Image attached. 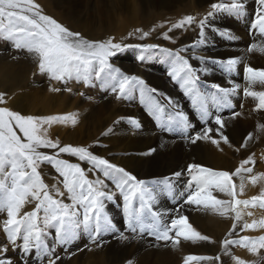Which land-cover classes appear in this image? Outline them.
Returning <instances> with one entry per match:
<instances>
[{"label": "snow or ice", "instance_id": "1", "mask_svg": "<svg viewBox=\"0 0 264 264\" xmlns=\"http://www.w3.org/2000/svg\"><path fill=\"white\" fill-rule=\"evenodd\" d=\"M256 4L259 7L254 23L264 34V0H256ZM245 6V0L212 3L204 18L197 21L195 16L186 15L173 23L169 32L198 23L201 39L195 43H203L208 18L220 11L239 14L244 12ZM135 31L141 32L142 30L138 28ZM224 34L227 35V31ZM131 35L133 33L130 32L129 36ZM149 35L150 32H143L140 38L144 39ZM162 35L164 39H171L168 32ZM0 40L11 42L17 50H25L36 61L38 71L41 74H47L50 80L62 82L75 80L88 85L94 77L100 80L104 87L110 88L112 94L118 99L130 96L138 86H144L145 83L140 77L125 75L109 62L111 57L125 48L132 47L131 45L114 42L112 37L106 40H89L81 33L71 31L53 17L44 14L41 5L36 3V0H0ZM134 47L148 50L156 49L159 45L138 44ZM162 51L175 57L169 69V76L179 82L185 95L191 97L193 107H196L202 116H207L209 102L217 108L221 104L230 103L228 96L230 93H235L239 85L234 84L231 88H223L218 84H212L211 87L223 93V96H205L198 88L200 81L198 72H207L208 69L194 68L186 57L180 55L185 51L184 47L175 52L168 48ZM247 51L264 54V45L251 44ZM137 59L143 60L144 57L141 55ZM216 63L231 72L241 63V59L229 58L216 61ZM244 73L247 83V87L243 89L244 95L258 101L257 109H264V91L254 90L256 84L264 85V69L253 68L245 64ZM61 90L49 86V91L60 92ZM63 91L71 92L72 90L64 88ZM156 91V89H150L146 92L145 88L141 87L142 102L148 106L149 114L156 118L158 127L161 129L172 131L173 128L179 127L182 129L184 138L189 139L187 129L190 125L185 113L178 110L176 102L171 97H165L168 105L174 110V115L167 114L166 116L164 106L150 95ZM3 103H5V94L0 93V104ZM240 115L239 112H233V118ZM77 122L78 118L74 113L48 116L23 115L8 107L0 106V213H6V219L0 222V227L14 249L19 247L25 255L35 249L41 256L50 257L47 264H57L61 257L53 256L55 246L50 247L47 243L51 230L54 229L56 245L70 243L81 230L89 233L92 242H95L102 232H115L116 226L105 211V203L112 201L116 192L109 189L105 182L106 179L112 181L115 189L123 198L127 230L132 233V236H128L120 232L121 241L142 238V234L147 232L157 241H171L173 248L180 243V238L192 242H211L209 236L202 235L192 227L186 216L179 214L180 209H177L178 214L172 218L171 225L165 226L161 231L162 214L153 211L156 195L146 186L147 181L137 179L123 167L94 154L89 146L61 145L58 139L49 138L48 129L44 127L55 123H71L75 126ZM132 122L139 127L135 120ZM214 123L220 126L215 129L216 133L220 135V139L225 144H228V137L222 133L225 124L220 115L215 117ZM258 129L264 131V124H258ZM212 132V128L204 127L191 137V142L211 141L213 145L219 147V141L210 135ZM251 136L252 134L249 133L245 137V142ZM240 147H245V144ZM41 149H51L52 152ZM152 151L154 149H150L145 155ZM62 155L76 157L78 161L87 163L89 167L86 170L81 163L70 162L68 159H63ZM45 163L55 170L59 178H62L51 186L45 183L39 170L40 166ZM255 163L253 156L250 155L231 172L207 168L198 163H190L187 166L190 180L185 204L202 207L205 211L210 210L224 217L230 215L232 218V228L229 229L227 235L235 234L236 238L223 239L220 242L222 249H226L229 245H238L246 248L253 255L264 249V235L252 237L234 232L238 226L240 232L257 229L264 232V216L252 219L251 222H244L242 226L239 223L242 219L241 206L248 207L258 204L264 208V187L256 196L239 199L238 194H243L245 183L243 179L239 185L234 182V177L241 176L242 172L250 174L253 169L246 166ZM89 172L102 173L104 178L97 175L95 179H91ZM182 174V172H175L173 175L180 177ZM262 180H264V172L248 176V181L253 186ZM168 181L169 178L165 177L162 183L170 190L171 185ZM57 184H61L62 189ZM214 193H222L229 199H220ZM65 199L70 202H65ZM137 200L139 207L134 206V201ZM32 203L34 207L31 211H23L26 204ZM149 215L152 222L145 223ZM138 229L139 236L137 235ZM173 230L175 235L170 236L169 233ZM18 240L21 241L19 245ZM102 243L97 247H100ZM7 251L6 245L0 246V264H12V261L6 257ZM225 254L231 255L228 252ZM213 259L218 261L220 256L213 258L188 255L184 257V264ZM231 259L234 264H257L256 261H248L235 255H231ZM127 264H132V262L128 261Z\"/></svg>", "mask_w": 264, "mask_h": 264}, {"label": "rangeland", "instance_id": "2", "mask_svg": "<svg viewBox=\"0 0 264 264\" xmlns=\"http://www.w3.org/2000/svg\"><path fill=\"white\" fill-rule=\"evenodd\" d=\"M40 1L43 0H39L38 4L41 5L44 14L53 17L58 22L69 28L71 31L81 33L83 37L89 40H106L107 38L112 37L114 39V42L131 45L132 47L125 48L123 51L118 52L115 56L111 57L109 62L113 66L118 67L121 70V72L124 73L125 75L140 77L145 82L144 86H138L130 96H126L118 99L114 94H112L110 88L104 87L102 85V82L94 77L92 78L91 82L88 85H85L83 82H77L75 80H69L67 82L50 80L47 74H41L38 71L36 61H34V59L25 50H17L12 46L11 42L0 40V93L5 94V103L0 104V106L8 107L9 109L20 112L23 115L31 114V115L48 116V115H63L67 113H74V114L77 113L76 116L78 118V122L75 126H73L71 123L68 124L55 123L51 126L45 125L44 127L48 129L49 138L53 140L58 139L61 145L71 144L74 146L77 145L89 146L90 150L94 154L104 157L105 159L109 160L113 164L118 165L119 167H124L126 171H129L131 173V170H129L131 167L128 156L129 152L127 146H125L126 142H124V138L126 137L125 134H127V132L123 134L124 130H120L117 128L120 134L118 133V135L114 136V132L116 131V129L114 130V125L112 124L114 123V120H110V119L108 120V117L110 116V114H108L109 111H114V103H121L122 101H126L127 99L131 100V102L133 103L131 105L137 106L138 109H140V112L142 111V113L150 120V122H152V124L155 127V130L157 132H160V136L157 140L158 142L156 141L154 145L155 152L152 151L150 153L152 154L150 155V158L147 161H143V162L137 160L134 164L131 165H135L136 168H139L137 170L138 177L141 178V180L147 181L148 186L147 185L146 186L149 189H151L153 192L155 191L154 194L156 195V203L153 205L154 206L153 211L160 212L161 214L163 213L161 215V217L163 216L161 218V231H163L162 228L164 227L163 226L164 224H168V226H170L171 224L170 220H172V218L177 216L178 214L177 209H180L179 214L186 216L193 228L199 231L202 235H206L211 238V242L190 241L188 244L190 243L193 244L191 248L197 245L196 247L200 250V253L188 248L187 249L188 254L192 256H200V257L212 256L213 258L216 257L217 255L220 256V260L218 261L215 259H213V262L212 260H199L200 262L192 261L190 264H196V263L197 264H204V263L234 264L233 260L231 259V255H236L235 254L236 250L240 246L237 245L236 247V245H234L233 247V245H231L230 247L231 255L227 256L225 255L226 250L222 249L221 245H219L217 241L219 240L221 242L226 237L228 239L236 238L235 234L231 236L227 235L229 233V229L232 228L233 221L232 218H230L231 216L230 215L227 217L220 216L219 214H215L210 210L205 211L202 207H198L195 205H189L187 209L186 205L188 204L181 202V201L185 202L188 195V181L190 180V177L187 174V167L185 169H182L181 171L178 168H176V172L183 173V175H181L180 177H175V176L169 177L165 175L166 172L165 168H167L166 155L168 156L169 154H173V153L175 154L177 152L178 153L181 152L180 154H182L183 152L184 155L183 154L182 155L186 159V162L188 161L187 166L190 163H198L204 167L218 170V168H214L207 163L209 162L210 156L212 155V151H210L208 145L205 144V140L204 141L199 140L196 143H192L191 137L197 134L198 132H200L204 127H210L213 129V132L210 133V135L213 136V138L214 136H217L215 135L217 134L215 129L220 127L219 125H216L214 123L215 117L217 115H220L221 118L224 120L225 126L222 129V133L226 132L227 134H232L233 136L235 135L239 136L240 134L236 133L234 135L233 132H230L228 129L229 126H226V121L229 119H235V120L241 119L243 117L242 116L243 111H245L244 115H248L250 120L248 121L249 123H245L247 125H251L250 122L259 123L262 120L263 118L262 111L261 109L256 108V104L258 103V101L252 97H246L243 92V89L247 87L245 73H244V65L247 64V61L250 59V57L247 56L248 59L246 61H242L241 59V63H239L235 67V69H233L231 72L226 71L221 64L216 63V61H224L229 58H237V57L242 58V54L240 55L235 53L234 55L235 57H234L232 55L227 56L228 54L226 53L227 50L225 49V47L230 46V44L234 41V39L241 38L240 36L241 33L239 31H235L232 21H234L235 25L239 26L245 31L243 38L239 41V43H242L243 46L241 45V47L235 48L236 50H240V51L247 50L248 47L250 46V42L253 43L255 42V40L264 39V34L260 32L259 26L254 23L257 19V15H258L257 8L259 7L256 4V0H248L247 2H245L246 7L244 12L242 13L238 14L235 12L230 13V12L220 11L217 12L213 17L208 18V20L206 21V27L204 30V37H203V42L207 41V43H204L206 47H210L208 49L209 52L207 53L208 55L209 54L210 55L209 56L207 55V57L203 56L202 50L199 49L195 50L196 47L201 48L200 47L201 43H195L196 41L201 39L198 23L197 24L195 23L196 25H192L194 28L191 26L192 30H195V34L193 36H187L188 33H185V31H183L184 27L179 29H174L169 32V28L173 23L182 19L184 16L189 15L186 11L187 9H185L186 7L184 8V5L180 4L178 5L177 8H171V9L168 8L169 9L168 12H164L161 14L154 13L155 11L154 8L157 7V4L158 5L164 4L165 6H167L170 0L169 1L168 0H137L136 8H132L130 0H49V1L45 0L43 1L44 3ZM195 1L196 3L199 1V4H203L202 6H204L206 9L208 8L209 5L207 4V2H209L208 0H195ZM221 2L230 3L226 0H216L215 3H221ZM251 3H252L251 9L247 8L249 7V5H251ZM210 4L212 3L210 2ZM197 8L198 10L201 9L199 6ZM132 9L135 12L134 11L131 12ZM193 9L196 10V7L194 6ZM246 9H248L249 11H247ZM209 10L210 8H208L206 12H203V14H200L199 17L197 18V21L204 18ZM115 18L117 20H114ZM123 19L127 20L126 22H129L130 19H132L133 21L137 20L136 22L138 23L145 22L143 32H150V35L145 37L144 39H141L140 37L143 34L142 32L139 34L138 37H133L135 38L134 40L132 41L129 40L128 42H125V40L123 39L122 40L121 39L119 40V38L116 39L117 37H114L112 24L113 23L118 24L120 23V21H123ZM107 22L109 23L107 24ZM121 24L124 23L121 22ZM188 28H186L185 30H187ZM174 31H176V33H174ZM225 31H227V35L224 34ZM165 32H168V35L172 37L171 38L172 44L174 43H179V44L166 45L165 43H163L164 38L162 34ZM158 36L162 40L160 41L158 40L159 42H156L153 38H156ZM177 36L178 38H176ZM193 37H195V39H191L190 41H187L189 38H193ZM138 44H156L159 45V47L156 49L141 50L134 47L135 45ZM182 47L185 48L186 52L183 51L180 53V55L186 57L189 60V63L194 68L198 70L201 68L208 69L207 72H202V71H200L201 73L198 72V75L200 76L198 88L205 96H209V95H217L220 97L223 96V93H219L217 89L211 87L212 84H218L223 88H231L233 87L234 84L239 85V88H237L235 93L229 94L228 101H230V103L221 104V106L217 108V106L209 102L207 107V116H202L201 112L196 107H193L191 97L185 95L184 91L180 87L179 82L174 81L169 76V69L172 65V60L175 59V57L169 56L168 53L162 51V49L168 48V49H172L173 52H175V50L180 49ZM189 49L195 50V53L200 54L202 58L205 57L206 59L205 60L199 59V61L193 60V58L190 56L191 51ZM235 49L233 50V48H230L229 52L234 53ZM149 54L150 57L149 58L147 57L148 58V59L146 58L147 60L145 59L146 65H141L143 67H146L142 69L143 72L145 73H143L142 70L140 73L139 70L137 69L139 66L135 68V66L131 65V63L129 62V59H133L135 60V62L140 63L142 60L137 59V57L141 55H143V57H146ZM202 64H207V66H204ZM125 67H127L128 69L127 68L125 69ZM136 69L138 71H136ZM137 72L139 75L137 74ZM154 75L159 76L160 82L151 81V79H153L151 76ZM223 78L225 80H223ZM152 83H154V85L156 86L152 85ZM50 85L53 88H60L62 90L60 92L49 91ZM141 87H144L146 92L147 90L150 89L157 90L156 93H150V95L153 97L154 100H157L161 105L164 106L166 116L167 114L174 115V110L168 105L165 97H171L176 102L178 110L185 112L186 116L194 115L193 118L198 121L197 123H199V126L196 127L197 129L191 126L187 129V134L189 139L186 140L184 138L182 129L179 127L173 128L172 131H165L160 127H158V121L154 116L149 114L148 106L142 102ZM64 88H70L72 91L71 92L63 91ZM255 90L261 91L259 90V88ZM262 91H264V88H262ZM81 93H83V95H81ZM239 93L242 96L241 98ZM238 101H240V104H237ZM76 105L79 106L76 107ZM243 107H245V110ZM75 109L76 110L80 109L81 112L79 110L76 112ZM262 110L264 111V109ZM233 112H239L241 113V115L239 117L233 118ZM119 118H121L122 121L125 122L126 126L129 125L131 130L135 132L139 131V127H136V125L132 122V120L128 116L120 115L118 119ZM79 121L80 123L81 122L82 123L80 124ZM104 125L105 126L107 125V127H105ZM254 128L255 127L252 128V131L251 129L247 128L241 130V132L245 133L247 131L251 133L252 136H254L257 131L255 130L256 128L255 129ZM94 131L95 133L93 134ZM98 132H100V134ZM142 137H145V134H140V138ZM162 139L164 140V142ZM253 141L254 143H257L258 137H253ZM173 142L174 145H172ZM258 143H261V145H256L252 149L250 154L246 156L245 155L242 156L240 151L229 152V154H225L221 152L219 154V157H222L223 159L231 158L236 161L234 169L231 170V168L225 167V168H219V170H226L230 172L234 171L235 168L240 166L241 161L247 159L248 156L250 155L253 156L254 160L256 161L254 165L246 166V167H254V170L250 174L242 173L241 176L234 177V182L237 185L241 183L240 179H243V181H245V186L247 185V183H249L247 186L250 185L251 188L250 190L251 195L243 198L238 197L239 199H249L252 196H256L260 193L261 188L264 187V180L259 181L254 186V188L252 184L248 181L249 175H256L258 173L264 172V142L258 141ZM177 146L178 148H176ZM41 150L49 153L52 152L51 149H41ZM260 150H262V152H260ZM158 156L159 158L160 157L161 158L159 159ZM234 156H238L237 158L238 160H236ZM62 158L68 159L70 160V162L73 163H81V166L84 167L86 170L89 167L87 163L78 161L76 157L62 155ZM162 158H164V160ZM122 159L125 162V166H124V162H122ZM139 163L142 165H140ZM143 163L144 164L146 163L145 164L146 166ZM39 170L42 174V178L44 179L45 183L48 184L49 186L56 184L58 179H62L59 178L55 170L46 163L42 164ZM88 175L89 178L91 179H95L97 175H99L100 178H104L102 176V173L99 172L96 173L89 172ZM165 177L169 178L168 183H170V185L173 186V188L171 186L170 190H168L167 186L164 183H162ZM237 180L240 181V183H238ZM105 182L108 184L109 189L116 192L115 198L112 201H106L105 203V211L108 214L109 218L112 220L113 224L116 226V231L102 232L99 235V238L95 242H92L89 233L81 230L77 233L75 238L70 243L66 245H56L54 239L55 236L54 229L51 230V234L47 237V243L50 247L55 246V251L53 253V256L59 255L58 257H61V259L57 261V264H127V262L130 260V248L132 244L131 242H133L134 240L130 239L126 241H121L119 239L120 232H124L125 235L132 236V233L127 230V225L125 222L123 198L115 189L114 184L110 179H106ZM182 185H184L183 186L184 188H181ZM57 186L61 187L62 189L61 184H57ZM181 191H184L185 194ZM214 195H217V197L218 198L220 197V199H229V197H227L222 193H214ZM65 202H70V201L65 199ZM134 206L139 207L138 200L134 201ZM33 207H34V203L26 204L24 206L23 211H31ZM245 209H248L252 213V215L247 214V216L250 217L249 218L250 220L259 219L260 217L264 216V208H261L258 204L256 206H248V207L241 206V210H245ZM201 215H204L205 217ZM220 218H221V224L222 222L226 221V219L231 221L230 225L228 224L226 227L222 225L223 227H220L222 229H225L223 231L220 228L216 229V227H218L216 222L220 221ZM4 219H6V213H0V222H2ZM200 221H202L201 224ZM247 221L250 222L246 217L244 218L242 217L240 221V225L242 226V224ZM144 222L151 223L152 222L151 216L149 215ZM212 222L214 225H211ZM205 227H207L208 230ZM257 230H250L248 232L249 234H245V231L240 232V227L238 226L234 230V232L239 234L241 233L240 235H247L252 237L264 235V232H262L261 230L258 231ZM221 231L223 233H221ZM210 232L212 234H210ZM137 234L140 235L139 229L137 230ZM169 235L174 236L175 231L174 230L170 231ZM142 236L155 239L154 236H149V235H142ZM217 236H221L222 238ZM101 242H103L102 245L100 247H97V245L101 244ZM180 242H182V245L184 244L182 240H180ZM20 243L21 241L18 240V245ZM166 244L170 246L172 245L171 241H166ZM4 245L8 247L6 257L12 261V264H47V260L50 258L48 256H41L39 253H37L35 249H33L27 255L23 254V252L19 249V247L14 249L13 246L7 241L6 234L3 232L2 227H0V246H4ZM202 246H204V248ZM241 248L245 249L243 247ZM144 249H146L147 255L140 253L141 257H143V255L151 256L152 254L154 255L152 259L155 258L156 260L159 259L157 257L159 255L154 253V247H149V248L146 247ZM257 255H258V264H264V259H261L262 257H264L262 256L264 255V249L260 250ZM185 256L188 255L185 253L184 257ZM178 264H184V258L182 259V257H180V262Z\"/></svg>", "mask_w": 264, "mask_h": 264}, {"label": "bare ground", "instance_id": "3", "mask_svg": "<svg viewBox=\"0 0 264 264\" xmlns=\"http://www.w3.org/2000/svg\"><path fill=\"white\" fill-rule=\"evenodd\" d=\"M39 1V0H38ZM38 1L36 0V3H38ZM43 1H45V0H43ZM43 1H40V2H43ZM47 1H49V0H47ZM169 1V0H168ZM209 2H207V4H209L208 5V8H210V2L211 3H213L214 1L216 2V0H208ZM226 1H228V2H230V0H226ZM248 0H245V2H247ZM130 2H131V6H132V8H136L137 7V0H130ZM142 2V1H141ZM214 2V3H215ZM44 3V2H43ZM52 3V2H51ZM41 4V3H40ZM47 4V3H46ZM184 5V8L185 9H187L186 11H187V13L189 14V15H193V16H195L196 17V19L199 17V15L200 14H203V12H206L207 10H208V8L206 9L204 6H202L203 4H199V1L196 3V1L195 0H170L169 2H168V5L167 6H165L164 4L163 5H158L157 4V7H155L154 8V13L155 14H161V13H164V12H168V10L169 9H171V8H177L178 7V5ZM196 4V5H195ZM148 5V4H147ZM194 6L196 7V10H194L193 8H194ZM200 7L201 9H199L198 10V8L197 7ZM44 7V6H43ZM246 7V6H245ZM251 7H252V3H251V5H249V7H247V8H249V9H251ZM169 8V9H168ZM204 8V9H203ZM147 9V8H146ZM125 10V9H124ZM178 10V9H177ZM247 11H249L248 9H246ZM132 11H134L133 9L131 10V12ZM123 12V11H122ZM135 12V11H134ZM125 13V12H124ZM115 14V13H114ZM172 14V13H171ZM131 15V14H130ZM136 17V16H135ZM99 18V17H98ZM135 19V18H134ZM101 20V19H100ZM114 20H117L116 18L114 19ZM143 20V19H142ZM127 20H125V19H123V21H120V23H118V24H116V23H113L112 25H113V33H114V37H117L116 39H118L119 38V40L121 39H123V40H125V42H128L129 40H134L135 38H133V37H138L139 36V34L140 33H142L143 32V28H144V23L145 22H136V21H133L132 19H130V21L129 22H126ZM117 22V21H116ZM121 22H123L124 24H121ZM109 22H107V24H108ZM148 23V22H147ZM197 24V23H196ZM196 24H193V25H196ZM232 24H233V26H234V28H235V31H239L240 33H241V38L240 39H234V41L230 44V46H228V47H225V49L227 50L226 51V53L228 54L227 56H229V55H232V56H234L235 55V53H237V54H242V58H240V59H242V61H246L248 58H247V56H249L250 57V59L247 61V64L248 65H250L251 67H253V68H262V69H264V54H262V53H260V52H257V51H253V52H248L247 50H236L235 48H239V47H241V45L243 46V44L242 43H239V41L243 38V35L245 34V31H244V29H242V28H240L239 26H237V25H235V23H234V21H232ZM146 25V24H145ZM99 26H101V25H99ZM149 26V25H148ZM97 27V26H96ZM147 27V26H146ZM193 27V26H192ZM141 29L142 31L141 32H136L135 30L136 29ZM171 28V27H170ZM186 28H188V26H185L184 27V29H183V31H185V33H188V35L187 36H193L194 34H195V30H192V28H191V26H189V32H188V29L187 30H185ZM194 28V27H193ZM198 28H199V26H198ZM191 29V30H190ZM174 30V29H173ZM133 33V35H131V36H129V33ZM106 33V32H105ZM104 33V34H105ZM174 33H176V31H174ZM182 33V32H181ZM154 35V34H153ZM209 35V34H208ZM157 36V35H156ZM199 36V35H198ZM155 37V36H154ZM172 38V37H171ZM176 38H178V36L176 37ZM197 38V37H196ZM156 42H159L160 40H162L159 36L158 37H156V38H153ZM191 39H195V37H193V38H189L187 41H190ZM118 40V41H119ZM159 40V41H158ZM164 42L163 43H165L166 45H178L179 43H174V44H172V39H164L163 40ZM179 41V40H178ZM250 41V40H249ZM124 42V43H125ZM204 43H207V41H204L203 43H201V48H195V50H202L203 51V56H205V57H207V53L209 52V48L210 47H206V45L204 44ZM258 44V45H264V39H261V40H255V42H253V43H251L250 42V45L251 44ZM204 44V45H203ZM211 44V43H210ZM200 45V44H199ZM208 46V45H207ZM235 46V47H234ZM230 48H233V50L235 49V52L233 53V52H229L230 51ZM243 48V47H242ZM190 50V49H189ZM195 50H193V49H191L190 51V56L193 58V57H196L195 59H193V60H198L199 61V59H201L202 58V56L200 55V54H198V53H195ZM214 51V50H213ZM186 52V51H185ZM123 54V53H122ZM151 54V53H150ZM150 54L148 55V56H146V57H144V59L143 60H145L147 57L149 58L150 57ZM210 55V54H209ZM208 55V56H209ZM202 58L203 60H205L206 58ZM235 57V56H234ZM147 58V59H148ZM118 59V58H117ZM116 59V60H117ZM126 59V58H125ZM146 59V60H147ZM152 59V58H151ZM208 59V58H207ZM141 61L140 63L139 62H135V60H133V59H129V62L131 63V65H133V66H135V68H137L138 66V70H139V72L141 73V70L143 69V68H146V67H143V66H141V65H146V60L145 61ZM126 61V60H125ZM121 62V61H120ZM123 62V61H122ZM128 63V62H127ZM122 64H124V63H122ZM197 64V63H196ZM198 64H201V63H198ZM125 65H126V63H125ZM124 65V66H125ZM150 65V64H149ZM202 65H204V66H207V64H202ZM129 66V65H128ZM199 66V65H198ZM132 67V66H131ZM130 67V68H131ZM148 67V66H147ZM127 67H125V69H126ZM35 69V68H34ZM123 69V68H122ZM128 69V68H127ZM136 69V71H138ZM124 70V69H123ZM216 70V69H215ZM128 71V70H127ZM135 71V72H136ZM147 71V70H146ZM129 72H130V70H129ZM134 72V73H135ZM142 72H143V70H142ZM215 72V71H214ZM143 73H145V72H143ZM201 73V72H200ZM137 74H138V72H137ZM223 74V73H222ZM139 75V74H138ZM205 75V74H204ZM140 76H141V74H140ZM203 76V75H202ZM206 76V75H205ZM204 76V77H205ZM153 79H151V81H155V82H160V78H159V76H157V75H154V76H151ZM210 78H211V76H210ZM209 78V79H210ZM221 78H222V76H221ZM221 78H220V80H221ZM223 80H225L224 78H223ZM229 80V79H228ZM205 81V80H204ZM162 82V81H161ZM163 83V82H162ZM213 83H214V80H213ZM152 85H154V83H152ZM84 86V85H83ZM154 86H156V85H154ZM257 88H259V90H261L262 91V88H264V85H260V84H256L255 86H254V90L255 89H257ZM166 89V88H165ZM76 90H77V88H76ZM74 91V90H73ZM240 94V93H239ZM77 97H78V95H77ZM242 96H241V94H240V98H241ZM177 98V97H176ZM240 98H239V100H240ZM69 99V98H68ZM72 99V98H71ZM83 100V99H82ZM238 100V99H237ZM133 101V100H132ZM157 101V100H156ZM234 101V100H233ZM73 103H75V102H73ZM131 104H133L132 102H131V100H126V101H122L121 103H114V111H109V113L108 114H110V116L108 117V120L110 119V120H114V123H112L113 125H114V130L116 129V131L114 132V136L115 135H118V133H119V131L117 130V128L118 129H120V130H124V132H123V134H125V132H127V134H125L126 135V137L124 138V142H126V144H125V146H127V149H128V156H129V160H130V169L129 170H131V174L132 175H134V176H136L137 177V179H139V180H141V178H139L138 177V174H137V170L139 169V168H136V166L135 165H131V164H134L137 160L138 161H147L149 158H150V155H152V154H147V155H145V153H149V150L150 149H154V145H155V143H156V141L158 140V138H159V136H160V132H157L156 130H155V127H154V125L152 124V122H150V120L142 113V111L140 112V109H138V107L137 106H134V105H131ZM136 104V103H135ZM237 104H240V101H238L237 102ZM67 105V104H66ZM72 105V104H71ZM75 106V105H74ZM79 106V105H78ZM77 105H76V107H78ZM81 106H82V104H81ZM91 106V105H90ZM89 106V107H90ZM112 106V105H111ZM60 107V106H59ZM62 107V106H61ZM75 107V108H76ZM84 107V106H83ZM69 108H70V106H69ZM72 108V107H71ZM74 108V107H73ZM244 108V110H245V107H243ZM82 109H84V108H82ZM188 109V108H187ZM57 110V109H56ZM59 110V109H58ZM80 111V109H75V111L77 112V111ZM89 110V109H88ZM90 110H91V108H90ZM62 111V110H61ZM64 111V110H63ZM86 111V110H85ZM261 111H262V116H263V118H262V120L259 122V123H256V122H250L251 123V125H247V124H245V123H249L248 121H250L249 120V117H248V115H244V113H245V111H243L242 112V118L241 119H229V120H227L226 121V126H229L228 127V129H229V131L230 132H233L234 133V135L236 134V133H239L240 135L239 136H233L232 134H227L226 132L225 133H223V135H225V136H227L228 137V140H229V143L228 144H225L224 142H223V140H221L220 139V135L217 133V134H215V135H217V136H214V138L215 139H217L218 141H219V147H217L216 145H213L212 143H211V141H205V144H207L208 145V148L210 149V151H212V155L210 156V159H209V162H207L208 164H210L212 167H214V168H218V170H219V168H225V167H228V168H231V170L232 169H234V166H235V164H236V161L234 160V159H231V158H226V159H223L222 157H219V154L221 153V152H223V153H225V154H229V152H237V149H239L238 151H240V153L242 154V156H246V155H249L250 154V152L252 151V149L256 146V145H261V143H258V141H261V142H264V131H262V130H259L258 129V124H264V111L261 109ZM66 112H67V110H66ZM81 112V111H80ZM79 112V113H80ZM83 112V111H82ZM87 112V111H86ZM88 113V112H87ZM185 113V112H184ZM193 113V112H192ZM77 114V113H76ZM106 114V113H105ZM104 114V115H105ZM194 114V113H193ZM101 115H103V114H101ZM120 115H124V116H128L132 121L133 120H135L138 124H139V131H133V130H131V128H130V126L128 125V126H126V124H125V122H123L122 121V119L121 118H119L118 119V117L120 116ZM194 115H188L187 116V118H188V122H189V125L191 126V127H194V128H196L197 126H199V123H197L198 121L197 120H195L194 118ZM85 118V117H84ZM97 118V117H96ZM100 118H102V117H100ZM82 119V118H81ZM88 119V118H87ZM98 119V118H97ZM107 119V118H106ZM102 121V120H101ZM108 122V121H107ZM79 123H80V121H79ZM82 123V122H81ZM80 123V124H81ZM96 123V122H95ZM109 123V122H108ZM83 125V124H82ZM108 125V124H107ZM107 125L105 126V127H107ZM136 125V124H135ZM92 127V126H91ZM96 127V126H95ZM102 127V126H101ZM253 127H255L254 129L255 130H257L256 131V133H255V135L254 136H251V138L247 141V142H245V137H247L248 136V134H249V132H241V130H243V129H251V131H252V128ZM227 128V127H226ZM91 129V128H90ZM102 129V128H101ZM197 129V128H196ZM96 130V129H95ZM233 130V131H232ZM122 132V131H121ZM95 133V131L93 132V134ZM99 134H100V132H98ZM74 134V133H73ZM97 134V133H96ZM120 134V133H119ZM122 134V135H123ZM140 134H145V137H142V138H140ZM77 135V134H76ZM92 135V134H91ZM101 136V135H100ZM253 137H258V141H257V143H254V141H253ZM116 138V137H115ZM119 139V138H118ZM163 139H165V138H163ZM162 139V140H163ZM160 140H161V138H160ZM168 140V139H167ZM204 141V140H203ZM158 142V141H157ZM163 142H164V140H163ZM171 142V141H170ZM168 143V142H167ZM162 144H164V143H162ZM204 144V145H205ZM242 144H245V147H243V148H241L240 146L242 145ZM168 145V144H167ZM169 145H171V144H169ZM172 145H174V142H173V144ZM164 146V145H163ZM192 147V146H191ZM169 148V147H168ZM176 148H178V146L176 147ZM158 149H159V147H158ZM167 149V148H166ZM191 149V148H190ZM103 150V149H102ZM125 150V149H124ZM162 150V149H161ZM164 150V149H163ZM187 151V150H186ZM113 152V151H112ZM155 152V151H154ZM206 152V151H205ZM260 152H262V150H260ZM99 153H101V152H99ZM159 153V152H158ZM181 153V152H180ZM180 153H173V154H169L168 156L166 155V160H167V168H165L164 170L166 171L165 172V175H167V176H174L173 174L176 172V168H178L180 171L182 170V169H185L186 167H187V162H186V159L184 158V154H183V152H182V154H180ZM125 154V153H124ZM160 154V153H159ZM158 154V155H159ZM166 154H167V152H166ZM190 154V153H189ZM115 155V154H114ZM126 155V154H125ZM154 155V154H153ZM155 156H157V155H155ZM161 156V155H160ZM165 156V155H164ZM116 157V156H115ZM235 157V159L236 160H238L237 158H238V156H234ZM158 158H159V156H158ZM161 158V157H160ZM159 158V159H160ZM117 159V158H116ZM163 160H164V158H162ZM152 160V159H151ZM157 160V159H156ZM162 160V161H163ZM122 162H124L123 161V159H122ZM127 163V162H126ZM137 164V163H136ZM140 164V163H139ZM144 164V163H143ZM146 164V163H145ZM144 164V165H145ZM140 165H142V164H140ZM148 165V164H147ZM154 165V164H153ZM124 166H125V162H124ZM128 166V165H127ZM138 166V165H137ZM146 166V165H145ZM251 166V165H250ZM129 167V166H128ZM158 167H160V166H158ZM124 168V167H123ZM162 168H164V167H162ZM253 170H254V167H251ZM158 169V168H157ZM236 169V168H235ZM229 170V169H228ZM141 171V170H140ZM144 171H146V170H144ZM129 172V171H128ZM155 172V171H154ZM148 173V172H147ZM146 173V174H147ZM243 173V172H242ZM163 174V173H162ZM183 175V174H182ZM154 177V176H153ZM186 178V177H185ZM146 179V178H145ZM157 179V178H156ZM161 179V178H160ZM241 180V179H240ZM246 180V179H245ZM174 181V180H173ZM181 182V181H180ZM179 182V183H180ZM237 182L238 183H240V181H238L237 180ZM248 182V181H247ZM183 183V182H182ZM185 183V182H184ZM244 183H245V181H244ZM170 184V183H169ZM249 183H247V185H248ZM174 185V184H173ZM245 186V190H244V192H243V194L242 195H240V194H238V197L240 198V197H248L249 195H251V188H250V185L249 186ZM148 186V185H147ZM172 186V185H171ZM184 185H182V187L181 188H184L183 187ZM253 186V185H252ZM111 187V186H110ZM172 188H173V186H172ZM176 188V187H175ZM253 188H254V186H253ZM186 190V189H185ZM184 190V191H185ZM184 191H181V192H183L184 193ZM237 191H238V193H239V188L237 189ZM155 192V191H154ZM257 192V191H256ZM178 194H180V193H178ZM185 194V193H184ZM181 196V195H180ZM220 198V197H219ZM173 199H175V198H173ZM181 200V199H180ZM182 203H185V202H183V201H181ZM164 204V203H163ZM167 206V205H166ZM165 206V207H166ZM154 207V206H153ZM169 207V206H168ZM186 207H187V209H188V207H189V205H186ZM156 209V208H155ZM165 209H167V208H165ZM175 209V208H174ZM171 210V209H170ZM189 210H190V208H189ZM167 211V210H166ZM245 212H246V215H245ZM200 213V212H199ZM248 213H251L248 209H245V210H242V217L244 218V217H246L250 222H251V220L249 219L250 217L249 216H247V214ZM163 214V213H162ZM206 214V213H205ZM185 215H186V213H185ZM194 215V214H193ZM176 216V215H175ZM201 216H204V215H201ZM163 217V216H162ZM161 217V218H162ZM169 217V216H168ZM205 217V216H204ZM166 218V217H165ZM231 218V217H230ZM197 219V218H196ZM209 219V218H208ZM171 221V220H170ZM205 221V220H204ZM165 222H166V220H165ZM215 222V221H214ZM230 222L231 221H229L228 219H226V221H224V222H222V224H221V218H220V221H217L216 223H217V225H218V227H216V229H219L220 227H226L228 224L230 225ZM248 222V221H247ZM149 223V222H148ZM202 223V221H200V224ZM207 223V222H206ZM240 223V222H239ZM171 225V224H170ZM205 225V224H204ZM208 225V224H207ZM206 225V226H207ZM211 225H214L213 224V222L211 223ZM223 225V226H222ZM164 227L165 226H168V224H164L163 225ZM164 227L162 228L163 230H164ZM208 227V226H207ZM207 227H205L206 229H207ZM215 227V226H214ZM212 228V227H211ZM220 229H222V228H220ZM228 229V228H227ZM208 230V229H207ZM223 230H225V229H222V231ZM204 231H205V229H204ZM220 231V230H219ZM221 231V233H223ZM250 230H248V231H245V234H249L248 232H249ZM258 231V230H257ZM252 232V231H251ZM256 232V231H255ZM254 233V232H253ZM210 234H212L211 232H210ZM241 234V233H240ZM138 235V234H137ZM142 235H148L147 234V232H144ZM139 236V235H138ZM211 236V235H210ZM213 236V235H212ZM221 236H222V234H221ZM221 236H217V237H221ZM224 237V236H223ZM148 237H144V236H142V238H137V239H133L134 241L133 242H131L132 244H131V248H130V260L129 261H131L132 262V264H178L179 262H180V257H182V259L184 258V255H185V253L187 254V255H190V254H188V251H187V249L188 248H190V249H192L193 251H196V252H198V253H200V250L196 247V246H193V248H191L192 247V243H190V244H188L190 241H185V240H183V238H180V240H182L183 241V243L184 244H186V245H182V242H180L175 248H173V246L171 245H168V244H166V241H157V240H155V239H152V238H148ZM216 238V237H215ZM222 238V237H221ZM227 238V237H226ZM219 239V238H218ZM132 240V239H131ZM222 240V239H221ZM218 241V243H219V245H221L220 244V241L219 240H217ZM208 243V242H207ZM188 244V245H187ZM154 245V246H153ZM211 245V244H210ZM206 246V245H205ZM209 246V245H208ZM214 246V245H213ZM215 246H216V243H215ZM146 247H154V253H156V254H158L159 256H157L159 259H157L156 260V258L155 259H152V257L154 256V255H152L151 254V256H145V255H147V251H146V249H144V248H146ZM203 248H204V246H202ZM201 247V248H202ZM211 247V246H210ZM231 245H229V246H227V248L225 249L226 250V252H230L231 253ZM233 247H234V245H233ZM236 247H237V245H236ZM213 248V247H212ZM215 249H216V247H215ZM218 249V248H217ZM185 250V251H184ZM127 251V250H126ZM212 251V250H211ZM181 252V253H180ZM213 252H214V250H213ZM140 253L141 254H145V255H143V257H141L140 256ZM150 253V252H149ZM206 253V252H205ZM216 253V252H215ZM223 253V252H222ZM236 255L235 256H239V257H242L243 259H245V260H248V261H256L257 262V264H258V255L256 254V255H253V254H251V253H249L248 252V250L245 248V249H242L241 247H239L237 250H236V253H235ZM207 255V254H206ZM215 255H217V254H215ZM225 255H227V254H225ZM59 256V255H58ZM228 256V255H227ZM262 256H264V255H262ZM9 257V256H8ZM210 257V256H209ZM212 257V256H211ZM142 258V259H141ZM215 258V257H214ZM119 259V258H118ZM114 262V261H113ZM115 262H116V260H115ZM200 262V261H199ZM207 262V261H206ZM212 262H213V260H212ZM191 263V262H190ZM196 263V262H195ZM197 264V263H196ZM204 264H206V263H204ZM231 264V263H230Z\"/></svg>", "mask_w": 264, "mask_h": 264}]
</instances>
